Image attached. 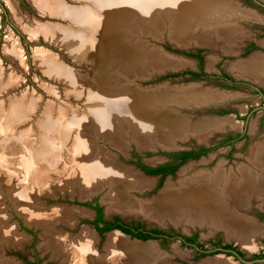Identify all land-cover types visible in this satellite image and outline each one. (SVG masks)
I'll return each mask as SVG.
<instances>
[{"label": "rangeland", "instance_id": "374dc122", "mask_svg": "<svg viewBox=\"0 0 264 264\" xmlns=\"http://www.w3.org/2000/svg\"><path fill=\"white\" fill-rule=\"evenodd\" d=\"M234 1L246 11L257 13L256 8L246 4L244 0ZM59 2L71 8L76 15L51 14L41 8L36 0H0V264H74V242L82 237L90 240L93 257L101 260L103 264H127L126 260L131 258L130 254L117 252L108 255L111 248L108 236L116 231L106 233L101 239L92 227L83 222L84 219L91 218L92 213L80 203L96 197L107 215L116 213L123 217H135L148 225L174 226L184 232L196 230L200 234V240L219 238L235 243L246 255L259 252L264 244V221L259 220L255 212L264 211V192L259 195L251 194L246 205L242 207L231 204L233 212L255 219L262 227L259 232L253 234L249 246H246L222 228L184 221L174 223L168 218L159 221L141 210L130 212L111 208L102 199L106 188L85 193L81 180L82 170L88 163L87 156L95 153H101L118 165L141 173L131 162L134 158H141L148 165L158 164L166 158L165 154L173 149L208 146L222 134L244 130L250 136L246 143L239 141L235 142L233 147L221 146L198 159L189 160L179 167L174 175L164 178L160 186H157V177L141 173L151 180L149 186L140 190L131 188L130 194L136 200L150 201L158 196L167 181L178 185L181 171L185 168L186 177H191L197 172L216 170H221L228 176H238L240 167L258 172L260 168L255 166L252 157L256 145L264 143V110L256 108L259 103L258 95L252 94L247 84L229 89L217 85L215 80L190 79L189 75L184 73L199 70V67L196 59L183 52L195 53L200 49L203 55L202 69L208 75L225 71L237 81L264 87L263 75L257 79L245 78L234 70L236 61H244L255 53L251 51L244 54L246 43L253 39L264 47V33L256 35L258 22L264 23V16L257 15L259 19H256V22L250 18L241 19L238 23L244 34L227 48L214 38L204 43L181 41V34L174 32L172 22L177 10L171 6L162 10L157 8L156 14H163L162 17H154L153 21L148 17L146 22L136 17L125 29L124 33L134 55L132 58L122 55V60L118 59L112 63L110 73L107 74L104 71L109 66L104 67L99 59L102 53L97 56L98 46L102 44L98 40L101 35L95 34L90 26L85 27L77 21L83 10L96 17L100 9L97 7L99 1ZM142 2L144 4V1ZM107 15L106 12L101 13L100 17ZM46 26L58 28L61 30L58 34H64V38L57 40L56 37L46 36L43 30ZM103 37L106 36H102L103 47L113 49L110 42H106ZM7 39L17 44L13 53L5 48ZM37 52L51 57L50 61L72 73L73 79L65 80L62 73L51 74L53 71L47 70L44 59L38 58ZM258 52L264 54L263 50L256 51ZM173 61L181 63L174 65ZM164 63H171L175 67ZM111 78L131 86L128 87L130 89L135 86L141 89L140 91L148 90L147 92H177L194 86L224 92L226 99L221 100V103L212 101L191 106L169 104L167 109L168 112L177 110L178 114L191 115L196 119L222 118L225 119L223 126L211 129L201 137L189 134L181 139L180 136L173 139L172 146H164L157 141L154 145H139L138 137L133 139L129 136L126 141L121 139L117 145L116 139L114 141L98 136L97 127L94 130V126H91L90 113H87L92 108L104 107V101L98 98V88L104 85L103 79ZM161 106L159 105L160 108ZM250 106H255L256 109L249 112L245 121L235 117L234 113H210L220 108H235L243 115ZM261 117L263 125L258 130L257 122ZM85 135H91L89 152L81 145V139H85ZM167 147L170 150L165 149ZM54 242L55 244L50 246V243ZM96 242L102 251L97 250ZM147 242H153L158 256L171 264H184V261H190L194 254L192 249L180 246L177 241L169 242L166 246H161L158 240ZM204 261L205 258L198 262L202 264ZM131 262L132 260L130 264ZM230 262L242 264L239 261Z\"/></svg>", "mask_w": 264, "mask_h": 264}, {"label": "bare ground", "instance_id": "6f19581e", "mask_svg": "<svg viewBox=\"0 0 264 264\" xmlns=\"http://www.w3.org/2000/svg\"><path fill=\"white\" fill-rule=\"evenodd\" d=\"M36 1L41 8L48 10L51 14L76 15V12L64 6L59 0ZM98 1L97 7L100 9H98L96 17L91 12L83 10L77 21L85 27L90 26L95 34L101 35L98 40L102 44L98 46L97 56L102 53L99 59L104 67L109 66L104 71L107 74L110 73L112 63L118 59L122 60L124 55L128 58H132L134 55L133 48L129 45L128 37L124 33L125 29L132 24L136 17L144 22L148 20V17L152 21L162 17L163 14H156L157 8L162 10L171 6L177 10V15L172 19V22L174 32L181 34L179 37L181 41L204 43L210 42L211 38H214L221 41L227 48L244 34L238 22L256 15L241 8L234 0ZM10 3L14 6L13 1ZM105 12L108 15L101 18L100 14ZM122 17L124 18L121 20ZM43 30L48 37H56L57 40L64 38V34H58L61 31L58 28L46 26ZM102 36H106L103 37L104 40L110 42L113 49L103 47ZM16 45L15 42L7 39L5 48L13 53ZM118 46L119 48H117ZM37 56L44 59L43 63L47 65V70L53 71L51 74L62 73L64 74L62 78L65 80L73 79L72 73L61 66L59 67L56 62L50 61L51 57L48 58L45 53L37 52ZM180 63V61H173L172 64L179 65ZM166 64L175 67L171 63H164V65ZM234 70L238 75L248 78L257 79L261 75L264 76V56L255 52L247 60L236 61ZM102 82L104 85L98 88V98L104 101V107L101 109L89 108L87 113H90L91 126H94V130L97 127L98 136L114 141L116 139L117 145L122 140L126 141L129 136L133 139L138 137L139 145H154L153 143L157 141L164 146H172L174 145L173 139L180 138V136L181 139L189 134L201 137L209 133L211 129L223 126L225 119L222 118L202 117L196 119L191 115L178 114L177 110L168 112L167 109H169V104L171 106L174 104L191 106L212 101L213 103L214 101L220 102L226 99L224 92L195 86L177 90V92L176 90L147 92L148 90L140 91L134 86L133 89H130L128 87L131 86L124 85L115 78L103 79ZM159 105H162L161 108ZM84 137L86 138L81 139V145L89 152L91 135ZM143 141L145 142L143 143ZM252 157L253 163L260 170L251 172L245 167H240L238 176L233 174L228 176L221 170H216L214 172H197L191 177H186L187 168H185L181 171L178 185L167 181L158 196L150 201L136 200L130 194L131 188L135 187L140 190L148 187L150 179L130 168L118 165L101 153L87 156L88 163L82 170L81 181L83 189L86 190L85 193L106 188L102 199L111 208L130 212L136 209L141 210L159 221L168 218L174 223L184 221L190 224H207L218 229L222 228L229 235L235 236L244 245L249 246L253 234L259 232L262 227L255 222V219L252 220V218L233 212L231 204L235 203L242 207L246 205L251 194L259 195L264 192V143L256 145ZM89 241L88 238L82 237L74 242L76 250L74 264H103L101 260L93 257ZM54 244L55 242L50 243V246ZM108 244L111 246L108 255H114L117 252L130 254L131 258H128L127 263L132 260L136 264L140 262L168 264L158 256L153 242L152 244L130 242L126 237L115 232L108 236ZM209 264L231 263L221 262L218 259L211 261L210 259Z\"/></svg>", "mask_w": 264, "mask_h": 264}, {"label": "flooded vegetation", "instance_id": "af4514ba", "mask_svg": "<svg viewBox=\"0 0 264 264\" xmlns=\"http://www.w3.org/2000/svg\"><path fill=\"white\" fill-rule=\"evenodd\" d=\"M244 1L248 5L254 6L257 10V13L259 12V14H257L255 11H252L256 15H253V16L247 17V18H251V20L256 22V19L258 18L257 15H259V16L261 15V17L264 16V0H261V1L260 0H244ZM252 18H254V19H252ZM258 23L259 24L257 26L258 29H257L256 35H261L264 33V23H260V22H258ZM243 49H244V54H247V53L254 51V50H257V49L264 51V47H262L261 43H258L257 41H255L253 39L250 40L248 43H246L244 45ZM200 55H202V52H200ZM192 58L196 59L199 70H193V71L185 72L184 74H188L190 79L215 80L216 82H218L217 85H219L221 87L229 88V89L236 88L241 84H247V86H249V89L251 90L252 94H256L259 97V103L257 104L258 107H256V108H258L259 110H264V87L263 86H257L256 84H253V83L251 84V83L237 81L236 79H234V77H232L231 74H229L225 71L220 72V74L214 73L212 75H208L202 69L203 55H202V60H200L198 57H192ZM245 78H247V77H245ZM261 83H263V82H261ZM252 106H250L247 109V113H244L243 115L239 114L235 108H222V109L220 108L218 110H212V111H210V113L212 112V113H218V114H222V115L234 113L235 117H238V118L242 119L243 121H245L247 119L249 112H252V111H254V109H256L255 106L254 107H252ZM257 123H258L257 129L260 130L262 128V125H263L262 117L259 118ZM249 138H250V136L246 132V130H244L243 132L239 131L236 133L229 132V133L222 134L219 137H216L215 141H213V143L211 145H208V146H198V147H193L190 149H179L176 151L167 152L165 154L166 158H164L163 161L158 163V164L148 165V164L144 163L141 158H134L133 160H131V162L137 168H139L141 171H143L144 174H147V173L144 172L142 166L162 168L160 170V172H157L156 174H147V175L157 177L158 182H159L162 179V175L164 172H168L164 176V178H166L167 176H170V175L172 176L176 173V171L179 167H181L184 163H186L189 160L198 159L201 156L208 154L211 150L217 149L218 147H221V146L233 147V144L235 142H239V141L246 143L249 140ZM203 148H209V151L205 152L204 154H202L198 157H189L188 156L185 160H182L183 156H177L176 155V152H178V151H193V153H198ZM171 170H173V171L169 172ZM158 182H157V186H158ZM80 204L87 207L92 213L91 218L84 219L83 222L88 224L90 227H92L95 234L98 235L101 239L104 238L106 233H109L112 230L116 229V230H119V231L123 232L124 234L128 235L126 237L129 240H134V239H135V241L137 239L142 240V242H137V243H141V244L151 243V242H147L149 240H158L159 244L161 246H166V244H168L169 242L177 241L180 246L190 248V249H192V251L194 253L191 256V260L190 261H184V264H200L198 261L200 259H203V258H205V261L202 262V264H204V263L209 264L210 259H211V261L218 259L221 262L225 261L228 263H231L230 261L232 260V261H239L242 264H261V262L255 261V259L261 258L263 256L264 244H263V246L259 252L253 253L251 255H246L235 243L230 242V241H222L219 238H208L206 241L200 240L198 237V235H200V234L196 230H193L190 232H184L180 229H177L174 226H169V227L165 226L164 227V226H160V225H148L145 221H143L139 218H135V217H123V216L116 214V213L112 214V215H107L105 213L103 205L101 204V202L99 201V199L97 197L90 200V201L81 202ZM255 215L259 220L264 221V211H256ZM112 225L113 226L114 225H121L122 227L129 229V231L124 232L120 228H112V229L106 230L105 227L112 226ZM137 235H152V236L150 238L145 239V238L139 237ZM96 245H97V242H96ZM96 248H97V250L102 251L101 247L99 249L98 245ZM238 255L243 257L246 260H251L253 262L243 263L239 260ZM218 256H221V258H219ZM212 257H214V258H212ZM222 258H225V260H222ZM164 261H166V260L164 259ZM153 263L161 264L160 262H153ZM167 263L171 264L170 262H167ZM127 264H130V262ZM131 264H134V263L131 262ZM139 264H145V263L140 262ZM146 264H150V262H148Z\"/></svg>", "mask_w": 264, "mask_h": 264}, {"label": "trees", "instance_id": "16d2710c", "mask_svg": "<svg viewBox=\"0 0 264 264\" xmlns=\"http://www.w3.org/2000/svg\"><path fill=\"white\" fill-rule=\"evenodd\" d=\"M200 52H201V50L198 49L196 51V53H189V52H187V53H184V54L187 55V56H189V57H198L200 60H202V55H200ZM169 76H171V75H169ZM208 151H209V148H203L198 153H193V151H178V152H176V155L177 156H183V159L182 160H185L188 156L189 157H198V156H200V155H202V154H204L205 152H208ZM142 168H143L144 172H146L147 174H156L157 172H160V170L162 169L160 167L158 168V167H146V166H142ZM172 171L173 170H171L169 172H172ZM167 173L168 172H164L163 173L162 179L158 182V186L161 185V182H162L164 176ZM105 228H106V230L112 229V228H120L124 232H128L129 231V229L124 228L121 225H114V226L112 225V226H108V227H105ZM137 236L146 239V238H150L152 235H137Z\"/></svg>", "mask_w": 264, "mask_h": 264}, {"label": "water", "instance_id": "95a60500", "mask_svg": "<svg viewBox=\"0 0 264 264\" xmlns=\"http://www.w3.org/2000/svg\"><path fill=\"white\" fill-rule=\"evenodd\" d=\"M255 52L256 51H260V50H254ZM187 52H189V51H185V52H183V53H187ZM175 53V52H174ZM176 54V53H175ZM182 54V53H181ZM176 55H178V53L176 54ZM250 56V55H249ZM135 87V86H134ZM257 88V87H256ZM139 90H141V89H139ZM144 90V89H143ZM224 101H222V103H223ZM213 103V102H212ZM219 103H221V102H219ZM218 103V104H219ZM165 149H167V150H170V148H165ZM176 150H178V149H173V151H176ZM141 173H143V171H141ZM168 177V176H167ZM112 231H116V232H118V233H121V234H123V235H125V236H128V235H126V234H124L123 232H121V231H119V230H112ZM135 240V239H134ZM136 241H138V242H142V240H139V239H137ZM149 241H153V240H149ZM238 257H239V260L241 261V262H243V263H251V262H253V261H251V260H246V259H244L243 257H241V256H239L238 255ZM255 261H258V262H261V264H264V254H263V256L261 257V258H258V259H255Z\"/></svg>", "mask_w": 264, "mask_h": 264}, {"label": "crops", "instance_id": "0c3cea01", "mask_svg": "<svg viewBox=\"0 0 264 264\" xmlns=\"http://www.w3.org/2000/svg\"><path fill=\"white\" fill-rule=\"evenodd\" d=\"M253 54H255V53H253ZM253 54H252V55H253ZM258 54H261V53H259V52H258ZM261 55H263V56H264V54H261ZM247 59H248V58H247ZM247 59H245V60H247Z\"/></svg>", "mask_w": 264, "mask_h": 264}]
</instances>
